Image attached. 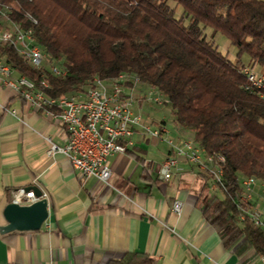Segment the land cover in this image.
<instances>
[{
	"label": "trees",
	"instance_id": "16d2710c",
	"mask_svg": "<svg viewBox=\"0 0 264 264\" xmlns=\"http://www.w3.org/2000/svg\"><path fill=\"white\" fill-rule=\"evenodd\" d=\"M3 9L23 28L29 18L37 22V46L65 72L35 71L12 46L0 45V59L46 99L121 76L162 94L205 155L225 160L220 195L203 208L204 219L225 248L244 238L257 260L264 258V232L240 221L247 208L240 180L264 182V94L243 75L245 68L264 71V0H0ZM218 36L235 49L234 61L219 51ZM128 264L155 261L137 255Z\"/></svg>",
	"mask_w": 264,
	"mask_h": 264
},
{
	"label": "crops",
	"instance_id": "0c3cea01",
	"mask_svg": "<svg viewBox=\"0 0 264 264\" xmlns=\"http://www.w3.org/2000/svg\"><path fill=\"white\" fill-rule=\"evenodd\" d=\"M146 92L137 91L135 106L145 124L165 129L164 139L176 145L195 142L172 115L145 106ZM164 139L140 133L134 150L110 159L108 183L84 179L63 155L49 154L51 145H66L64 127L0 84V229L20 190L41 192L49 213L38 232L0 233V264H128L137 255L155 264L256 263L246 239L227 249L204 219L203 208L220 194L196 168L184 165L170 184L159 181L160 165L172 156Z\"/></svg>",
	"mask_w": 264,
	"mask_h": 264
},
{
	"label": "built area",
	"instance_id": "2783aa9c",
	"mask_svg": "<svg viewBox=\"0 0 264 264\" xmlns=\"http://www.w3.org/2000/svg\"><path fill=\"white\" fill-rule=\"evenodd\" d=\"M34 44V38L10 33L6 29V20L0 16V45L12 46L22 60L35 71L49 69L55 77L65 76V73H59L57 67L48 63L46 56L34 51ZM243 72L245 77L254 78L255 83L264 85V71L257 73L245 68ZM7 75L12 74L0 65L2 87L13 90L24 101L44 110L52 121L64 127L67 134L66 145L61 149L51 145L49 154L63 155L84 179L93 178L103 184L108 183L112 176L110 159L125 156L134 150L138 134L159 140L164 139L167 134L161 127L145 124L142 115L136 112L138 90L135 85H111V82H105V88L94 85L79 92L72 103H50L43 96H24L18 93V89L7 82ZM145 95L146 102L152 106L164 107V102H155V94ZM163 141L170 147L172 156L159 167L158 179L162 184L168 185L174 177L184 173V165L204 169L202 161L205 159V153L201 148H192L191 141L181 145L166 139ZM240 186L244 192V200L252 206V213L248 214H253L254 222H257L260 230L264 232V190L259 189L252 181L240 182ZM210 188L214 192L211 185ZM13 197V203L20 206L28 207L38 202L33 192L26 193L24 190L14 192ZM181 209L180 203L173 207L178 215ZM254 264H264V258H259Z\"/></svg>",
	"mask_w": 264,
	"mask_h": 264
},
{
	"label": "bare ground",
	"instance_id": "6f19581e",
	"mask_svg": "<svg viewBox=\"0 0 264 264\" xmlns=\"http://www.w3.org/2000/svg\"><path fill=\"white\" fill-rule=\"evenodd\" d=\"M0 16L6 20V29L10 31V33L13 34H21L23 36H27L28 38H34V27L37 26V22L33 18H29L27 22V27L23 28L20 25L14 23L11 21L9 17V13L7 9H3L0 12ZM34 51H36L41 56H45L42 50L37 46L36 42L34 44ZM0 65L3 68H6L7 71H10L12 75H7V82L15 88L18 89V93L23 94L24 96H43L45 97L35 86V84L31 81H29L27 78L19 75L16 71L12 70L9 66L6 65L5 60L0 59ZM57 71L59 73H65L63 70H61L59 67H57ZM244 75V72H243ZM64 77V76H63ZM247 82L249 83L250 87L252 89L261 92L264 94V85H261L260 83H255L254 78L246 77ZM21 81V82H20ZM122 86H132L135 85V89L138 90V88H141L142 85L140 82L135 78H130L127 76H121L117 80L112 81L111 85H121ZM97 85L98 88H105V82L100 81L98 79L93 80L89 86L85 87L84 89H90L91 86ZM42 87L47 88L48 84L46 81L42 83ZM82 89V91L84 90ZM79 94V93H78ZM78 94H75L73 96H64L57 100H48L50 103H72L75 101V99L78 97ZM146 94H155V102H164V107L169 106V101L160 93L155 92L151 89H148ZM191 147L192 148H200L195 142L191 141ZM225 160L222 158H218L215 162L214 159L207 157L205 155L204 161H202V168L206 169H197L202 174L209 175L210 178V185L214 189V192L219 193V186L221 185V181L223 178V167L225 166ZM252 181V183H255L259 189L264 190V182H261L255 178H242L240 182H249ZM243 190V189H242ZM242 203L247 207L241 209L242 215L240 217V221L244 222L245 220H249L252 222V224L259 228V224L257 222H254V216L252 213V206H249L247 204V201L242 198ZM262 258V257H261Z\"/></svg>",
	"mask_w": 264,
	"mask_h": 264
},
{
	"label": "water",
	"instance_id": "95a60500",
	"mask_svg": "<svg viewBox=\"0 0 264 264\" xmlns=\"http://www.w3.org/2000/svg\"><path fill=\"white\" fill-rule=\"evenodd\" d=\"M34 194L37 203L28 207L12 203L5 209L7 226L0 229L1 234L38 232L42 229L49 218L48 203L41 192L34 191Z\"/></svg>",
	"mask_w": 264,
	"mask_h": 264
},
{
	"label": "rangeland",
	"instance_id": "374dc122",
	"mask_svg": "<svg viewBox=\"0 0 264 264\" xmlns=\"http://www.w3.org/2000/svg\"><path fill=\"white\" fill-rule=\"evenodd\" d=\"M207 33H208L209 36L211 35V32H207ZM215 42H216V44H217V46H218V48H219V51H220L223 55H228L229 58H230L231 60H233V61L235 60V58H236V51H235V49H233V48L230 47L229 42H228L225 38H223V37H221V36H218V37L216 38ZM253 71H255V70H253ZM255 72H257V71H255ZM257 73H258V72H257ZM148 89H149V88H148ZM138 91H140V92H143V91L146 92V91L143 90L142 88H138ZM145 101H146V100H145ZM144 104H145V103H144ZM145 106H146V107H147V106H149V107H154V106H152L148 101L146 102ZM155 110H156L157 112L164 113L166 116H171V115H172L169 106H165V107H156ZM145 119H146V120L153 121V119L150 117V115H148V116L145 115ZM174 119H175V118H174ZM175 123H176V122H175ZM195 144H196V142H195Z\"/></svg>",
	"mask_w": 264,
	"mask_h": 264
}]
</instances>
